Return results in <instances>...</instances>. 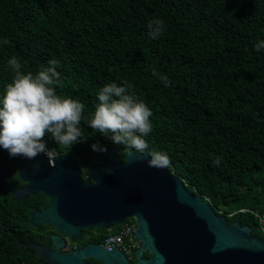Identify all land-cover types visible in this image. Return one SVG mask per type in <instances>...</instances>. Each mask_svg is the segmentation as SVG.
<instances>
[{
    "label": "trees",
    "instance_id": "trees-1",
    "mask_svg": "<svg viewBox=\"0 0 264 264\" xmlns=\"http://www.w3.org/2000/svg\"><path fill=\"white\" fill-rule=\"evenodd\" d=\"M156 18L165 31L152 39L148 24ZM261 41L264 0H0V98L13 80L12 56L33 75L58 60L56 93L83 103L88 118L103 86L131 84L153 113L148 152L167 153L171 172L228 224L249 225L264 237V49L255 51ZM81 128L82 142L71 149L46 134L48 149L70 156L84 149L93 163L104 155L94 143L115 146L121 161L132 150L84 121ZM8 169L23 184L11 163ZM48 204L43 193L18 202L0 191V264H47L24 245L49 242L51 227L25 225L34 208ZM116 225L91 229L103 231L104 240ZM91 229L71 248L96 240Z\"/></svg>",
    "mask_w": 264,
    "mask_h": 264
},
{
    "label": "water",
    "instance_id": "water-1",
    "mask_svg": "<svg viewBox=\"0 0 264 264\" xmlns=\"http://www.w3.org/2000/svg\"><path fill=\"white\" fill-rule=\"evenodd\" d=\"M102 162H91V180H84L76 163L66 155L34 160L12 158L0 148V191L23 202L43 193L50 204L34 208L27 227L48 226L53 249L30 243L34 255L47 264H132L117 247L88 243L62 250L63 236L76 239L83 229H110L133 219L139 246L133 264H264V238L249 225L228 224L227 219L167 168L149 166L150 157L128 150L124 161L116 147L107 148ZM16 168L24 186L7 171L6 161ZM62 250V251H61ZM148 252L149 257L143 256Z\"/></svg>",
    "mask_w": 264,
    "mask_h": 264
},
{
    "label": "clouds",
    "instance_id": "clouds-1",
    "mask_svg": "<svg viewBox=\"0 0 264 264\" xmlns=\"http://www.w3.org/2000/svg\"><path fill=\"white\" fill-rule=\"evenodd\" d=\"M148 29L149 36L158 39L165 31V22L153 19ZM3 43L8 44V40ZM261 49H264V41L255 45V51L260 52ZM7 66L14 76L0 98V148L6 150L10 157L34 160L43 154L52 158L54 150L48 149L46 134L57 145L71 149L82 142L81 123L84 121L113 144L132 149L139 157L147 154L150 167L167 168L171 165L167 153L148 152L149 144L145 138L153 130L150 120L153 113L144 101L130 92L131 84L119 86L108 83L103 86L97 95L99 103L94 114L88 118L84 116L83 103L56 93L55 86L60 80L58 60H49L48 66L35 75L22 71L21 60L17 56H12ZM152 74L159 76L165 87L171 85L166 76L155 71ZM91 148L101 154L108 151L99 143H94ZM216 162L219 163V158Z\"/></svg>",
    "mask_w": 264,
    "mask_h": 264
},
{
    "label": "flooded vegetation",
    "instance_id": "flooded-vegetation-1",
    "mask_svg": "<svg viewBox=\"0 0 264 264\" xmlns=\"http://www.w3.org/2000/svg\"><path fill=\"white\" fill-rule=\"evenodd\" d=\"M54 154H55V156H56V154H58V153H56V151H54ZM61 155H66L69 159H71V160H73L75 163H76V165H78V167H79V170H80V174H81V177L84 179V180H91V155H89V154H87V153H85V150L84 149H79V153L77 154H75V155H72V156H70V155H67V154H61ZM102 162V160L101 161H99V162H97V164H99V163H101ZM11 162L9 161V160H7L6 161V168H7V171H9V173L11 174V172H10V170L8 169V165L10 164ZM12 164V163H11ZM13 165V164H12ZM13 167L15 168V166L13 165ZM15 171H16V168H15ZM17 172V171H16ZM12 175V174H11ZM18 175V174H17ZM12 178H13V176H12ZM25 185V183L23 182V184H21V185H19V186H24ZM49 204H50V200H49ZM48 204V205H49ZM47 207V206H46ZM45 207V208H46ZM44 208V209H45ZM89 229H91V228H89ZM85 230H87V229H83L82 230V234L80 235V236H82V235H84V237H90V234H89V232H85ZM91 231H92V234L94 235V239H96V240H94V241H91V243H97V244H103V238H102V236H103V234H104V232L103 231H98V230H96V229H91ZM45 232H48L49 233V238H51V236H53V235H57L58 233H57V231H55L54 229H52V228H50V229H47ZM79 236V237H80ZM64 237V240H65V243H66V241H69L71 244H72V240H75V239H71L70 237H68V236H63ZM78 237V238H79ZM77 239V238H76ZM103 240V241H102ZM73 244H75L74 242H73ZM41 245H47L50 249H53V245H52V243H51V240H49V242H47V243H44V244H41ZM81 247V246H80ZM75 248H77V245L75 246ZM62 250H63V248H62ZM61 250V251H62ZM148 254V255H147ZM143 256L144 257H146V258H148L149 257V253L148 252H145V253H143ZM86 261L89 263V264H96V262L98 261V260H96L95 258H89V259H86ZM129 261L133 264L134 262H135V259H132V258H129ZM98 262H100V263H102L103 264V262H101V261H98Z\"/></svg>",
    "mask_w": 264,
    "mask_h": 264
},
{
    "label": "built area",
    "instance_id": "built-area-1",
    "mask_svg": "<svg viewBox=\"0 0 264 264\" xmlns=\"http://www.w3.org/2000/svg\"><path fill=\"white\" fill-rule=\"evenodd\" d=\"M260 223L259 229L264 236V217L260 218ZM134 231L135 222L125 220L116 225L115 230L105 237L103 244L108 249L110 246H117L128 258L134 259L133 251L139 246V241ZM62 248L63 250L73 249L69 241H66Z\"/></svg>",
    "mask_w": 264,
    "mask_h": 264
},
{
    "label": "rangeland",
    "instance_id": "rangeland-1",
    "mask_svg": "<svg viewBox=\"0 0 264 264\" xmlns=\"http://www.w3.org/2000/svg\"><path fill=\"white\" fill-rule=\"evenodd\" d=\"M110 230V229H109Z\"/></svg>",
    "mask_w": 264,
    "mask_h": 264
}]
</instances>
